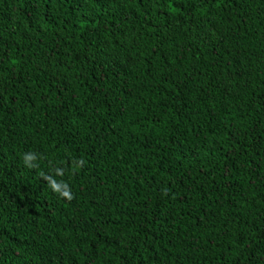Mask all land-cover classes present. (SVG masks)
Listing matches in <instances>:
<instances>
[{"label":"trees","instance_id":"1","mask_svg":"<svg viewBox=\"0 0 264 264\" xmlns=\"http://www.w3.org/2000/svg\"><path fill=\"white\" fill-rule=\"evenodd\" d=\"M0 264H264V0H0Z\"/></svg>","mask_w":264,"mask_h":264}]
</instances>
